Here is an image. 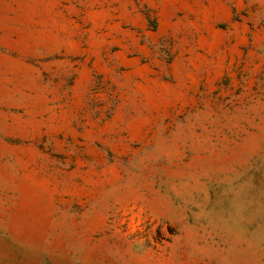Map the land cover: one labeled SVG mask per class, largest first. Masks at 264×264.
Listing matches in <instances>:
<instances>
[{
  "label": "rangeland",
  "instance_id": "rangeland-1",
  "mask_svg": "<svg viewBox=\"0 0 264 264\" xmlns=\"http://www.w3.org/2000/svg\"><path fill=\"white\" fill-rule=\"evenodd\" d=\"M0 264H264V0H0Z\"/></svg>",
  "mask_w": 264,
  "mask_h": 264
}]
</instances>
